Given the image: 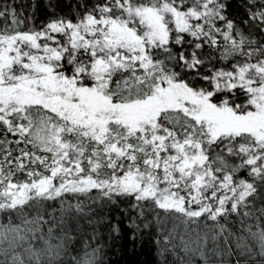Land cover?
<instances>
[{"label":"snow or ice","instance_id":"obj_1","mask_svg":"<svg viewBox=\"0 0 264 264\" xmlns=\"http://www.w3.org/2000/svg\"><path fill=\"white\" fill-rule=\"evenodd\" d=\"M59 3H0V264H65L69 221L118 198L158 264H210L233 216L237 264H264V0Z\"/></svg>","mask_w":264,"mask_h":264},{"label":"trees","instance_id":"obj_2","mask_svg":"<svg viewBox=\"0 0 264 264\" xmlns=\"http://www.w3.org/2000/svg\"><path fill=\"white\" fill-rule=\"evenodd\" d=\"M71 2H75V0H71ZM0 3H12V0H0ZM68 4L69 0H60L57 12L69 14L71 9ZM229 13L231 15L237 14L235 3L230 6ZM48 16L49 13L42 7L36 24L40 25L42 22H46ZM118 201L117 205L93 204L87 216L80 215L69 221L68 228L71 230L74 240L69 245V255L65 257V264H69L71 255L75 254L73 249L82 248L84 241H89L93 246L99 245L103 248V264H158L160 257L155 243V228L143 230L142 236L132 240L131 229L126 227L127 220L122 211L127 207V202L120 198ZM55 207L59 208V204L56 203ZM156 211L160 210L157 209ZM149 218H151V214H149ZM117 222L121 225L120 235L117 236L115 233L109 235L111 225ZM208 223L211 224L212 222L208 221ZM221 223L225 224L228 231L234 235L228 236V232H225L215 242L209 239L206 246L208 259L210 264H237L239 251L236 247L237 237L245 234L238 231L239 224L234 216L227 221L221 217ZM94 234L95 239L93 240ZM226 239L228 240L227 243H225ZM229 250H231V254H229ZM188 259L189 257L179 250H177L176 255L170 254L167 257L168 264H181V260ZM239 259L243 264L246 257L240 256ZM195 264H204V261L197 256Z\"/></svg>","mask_w":264,"mask_h":264}]
</instances>
